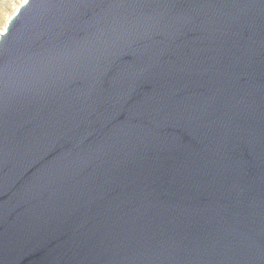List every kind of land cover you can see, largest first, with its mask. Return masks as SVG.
Segmentation results:
<instances>
[{"label": "water", "instance_id": "water-1", "mask_svg": "<svg viewBox=\"0 0 264 264\" xmlns=\"http://www.w3.org/2000/svg\"><path fill=\"white\" fill-rule=\"evenodd\" d=\"M9 24L0 264H264V0H31Z\"/></svg>", "mask_w": 264, "mask_h": 264}, {"label": "rangeland", "instance_id": "rangeland-1", "mask_svg": "<svg viewBox=\"0 0 264 264\" xmlns=\"http://www.w3.org/2000/svg\"><path fill=\"white\" fill-rule=\"evenodd\" d=\"M23 4V0H0V33L6 29L8 21Z\"/></svg>", "mask_w": 264, "mask_h": 264}, {"label": "snow or ice", "instance_id": "snow-or-ice-1", "mask_svg": "<svg viewBox=\"0 0 264 264\" xmlns=\"http://www.w3.org/2000/svg\"><path fill=\"white\" fill-rule=\"evenodd\" d=\"M31 2V0H23V5L26 7L29 3ZM2 26V25H0ZM10 28H11V24H9V28L4 30L3 33H0V35H4V36H7L10 34Z\"/></svg>", "mask_w": 264, "mask_h": 264}]
</instances>
